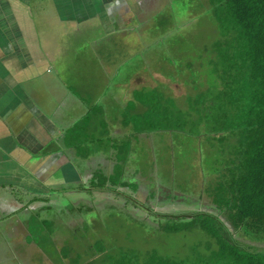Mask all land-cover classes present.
I'll use <instances>...</instances> for the list:
<instances>
[{
  "label": "crops",
  "instance_id": "0c3cea01",
  "mask_svg": "<svg viewBox=\"0 0 264 264\" xmlns=\"http://www.w3.org/2000/svg\"><path fill=\"white\" fill-rule=\"evenodd\" d=\"M169 1L0 0V238L6 232L22 248L19 237L47 210L41 203L84 182L86 170L88 181L102 167L111 174L123 138L136 137L135 149L151 135L135 124L146 89L165 79L144 72L137 48L173 21ZM174 76L167 92L180 85Z\"/></svg>",
  "mask_w": 264,
  "mask_h": 264
},
{
  "label": "rangeland",
  "instance_id": "374dc122",
  "mask_svg": "<svg viewBox=\"0 0 264 264\" xmlns=\"http://www.w3.org/2000/svg\"><path fill=\"white\" fill-rule=\"evenodd\" d=\"M168 7L166 15L174 16L173 21L164 24L149 42L147 40L137 49L138 52L144 49L141 53L147 55L146 60L141 56L142 63L146 64L144 72L150 77L161 72L165 79L160 87L146 89V99L151 98V112L154 114L175 102L182 119L188 112V100H196L207 88L206 83L212 75L209 49L218 34L215 20L209 15V0H170ZM173 52L179 55L175 58L177 60L173 58ZM172 62L177 65L176 69L170 67ZM184 66L195 69L187 73ZM174 74H179L180 85L177 89H172L171 85L167 92L168 80L172 81L176 77ZM150 120L149 116L146 121ZM187 122L185 130L192 133L155 131L147 137L139 135L135 149L130 144L136 137L130 140L123 138L121 142L125 141L126 146L121 149L119 159L127 158L129 154L132 158L123 173L124 179L138 191L134 192L131 187L119 188L123 196H116L111 191H94L86 170L83 173L84 182L73 184L71 190L68 188L56 196L52 194L51 203L40 204L47 210L32 218L30 237H19L30 246L22 242V248L17 249L12 236L4 231V236L0 238V264H69L63 251L70 250L74 251L72 257L81 254V262H86L93 257L90 247L97 241L113 252L121 247L158 248L162 253L183 257L192 245L200 246L199 250L203 252L207 242L204 235L154 232L150 222L152 216L148 211L162 214L212 211V199L206 190L218 180L223 167L219 163L222 157L212 136L201 133L198 111ZM104 134L103 131L100 136ZM98 137L95 135V139ZM110 142L106 139L105 147ZM120 145L117 143V147ZM101 169L103 174H109L107 167ZM19 196L20 199L27 198L25 194ZM136 204L139 209H134ZM75 210L78 212L75 213ZM65 215L73 216L76 222ZM144 220L147 223L144 224ZM234 237L243 244L264 249V243L251 241L238 233H234Z\"/></svg>",
  "mask_w": 264,
  "mask_h": 264
},
{
  "label": "trees",
  "instance_id": "16d2710c",
  "mask_svg": "<svg viewBox=\"0 0 264 264\" xmlns=\"http://www.w3.org/2000/svg\"><path fill=\"white\" fill-rule=\"evenodd\" d=\"M209 3L218 35L209 49L212 75L206 90L196 100H188V112L182 119L175 102L153 114L151 98L146 99V112L135 124L139 134L192 133L185 130L187 120L198 111L201 133L210 134L218 143L223 167L216 183L206 190L212 199L211 212L162 214L148 209L154 232L199 233L207 238L204 251L192 245L183 257L158 248L121 247L113 252L97 241L90 247L93 257L86 262H81V254L72 257L73 250L63 251L69 264H264V249L234 237L238 233L264 243V0ZM126 159H119L111 174L95 172L91 189L111 191L116 196H123L119 188L131 187L137 192V187L123 179L121 164ZM65 216L75 221L73 216Z\"/></svg>",
  "mask_w": 264,
  "mask_h": 264
}]
</instances>
